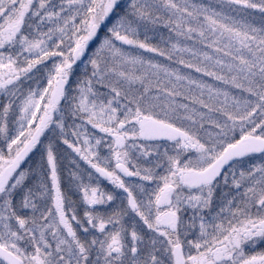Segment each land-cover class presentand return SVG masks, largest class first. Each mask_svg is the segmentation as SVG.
<instances>
[{
    "label": "snow or ice",
    "instance_id": "6c2138e0",
    "mask_svg": "<svg viewBox=\"0 0 264 264\" xmlns=\"http://www.w3.org/2000/svg\"><path fill=\"white\" fill-rule=\"evenodd\" d=\"M0 264H264V0H0Z\"/></svg>",
    "mask_w": 264,
    "mask_h": 264
}]
</instances>
